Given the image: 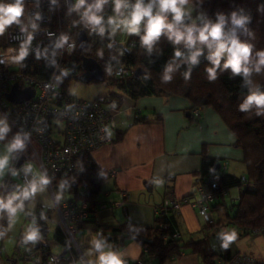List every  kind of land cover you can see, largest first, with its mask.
Masks as SVG:
<instances>
[{"label":"built area","instance_id":"obj_1","mask_svg":"<svg viewBox=\"0 0 264 264\" xmlns=\"http://www.w3.org/2000/svg\"><path fill=\"white\" fill-rule=\"evenodd\" d=\"M6 2L0 0V4L7 5ZM135 2L130 0L131 4ZM144 2L147 4L149 0ZM63 4L64 0H23V14L0 33L6 43L0 51V113L6 124L1 123L0 127L11 125L23 140V147L18 148L9 175L0 183V200L4 201L6 196H16V188L24 192L33 183L39 187L41 177L48 180L43 186L51 199L49 206H31V199L36 194L34 192L27 198L21 195L20 200L17 198L14 201L15 205L22 203L18 209L31 223L29 231H36L38 236L30 240L21 233L16 240L14 255L6 261L0 259V263L91 264L80 246L78 235L89 221L98 218L101 210L122 207L131 199V193L126 189L118 191V200L102 201L89 197L92 194L90 184L79 182L71 176L78 171L81 156L114 140L115 117L123 109L114 97L80 98L71 94L67 85H64L79 69L78 62L74 61L79 33L73 35L74 29L66 21ZM103 6L99 15L103 16L104 32L99 31V25L91 23L83 30L107 36L112 45L136 46L137 42L132 37L137 34H128L122 25L116 28L108 23L109 18L117 16L114 0H107ZM122 11L127 14L130 9ZM156 11L154 8V14ZM166 15L170 22L172 13ZM207 15L204 13L203 17ZM146 20L141 24L140 33L145 30ZM64 37L67 39L63 40ZM24 50L38 60L54 65L50 78L34 74L31 66L23 61L24 57L19 59ZM132 72V68L121 65L115 67L109 75L123 79ZM16 83L21 88H33L35 95L21 103L8 100L6 95ZM120 98L124 99L122 96ZM202 108L194 107L193 116L200 118ZM220 169H227V163L220 164ZM243 181L248 182L246 176H243ZM57 190H61V196H58ZM224 196L228 197L229 193L225 192ZM216 202L214 193L198 185L192 194L183 198L167 197L164 206L180 211L181 205H191L205 222V228L209 229L215 222ZM50 225L54 226V230L60 229L64 244L53 237L54 230L50 232ZM174 236L181 238L182 232L177 231ZM55 245L61 250L56 251ZM184 254L185 251L181 250L180 255L170 259L174 260ZM120 259L123 264H153L146 263L140 257L132 261L124 254H121ZM218 264L263 263L251 255L238 254L229 262L219 259Z\"/></svg>","mask_w":264,"mask_h":264},{"label":"trees","instance_id":"obj_2","mask_svg":"<svg viewBox=\"0 0 264 264\" xmlns=\"http://www.w3.org/2000/svg\"><path fill=\"white\" fill-rule=\"evenodd\" d=\"M13 3L15 0L6 2L7 5ZM77 3L73 0L72 6H69L67 0H64L63 4L66 21L73 26L72 33L75 36L86 29L89 22L85 13L97 0H85L80 7H77ZM103 9L104 6L97 14ZM204 9L209 10L206 17L200 15ZM92 11L95 12L96 9L93 7ZM233 13L238 17L248 18L243 26L233 24ZM173 15L172 13L171 20ZM220 16L225 18L226 35H233L232 30L235 29L234 34L241 42L252 45L251 56L245 64L249 68L247 74L243 69L234 73L231 67L224 68L226 54L217 67L209 59V53L212 51L209 48L201 60L197 59L192 63L189 57L195 51L194 46L189 47L185 41L175 43L174 38H169L167 31L162 33L149 49L142 43L144 30L132 37L137 42L136 46L112 45L107 36L87 32L91 46L85 50L79 45L76 47L74 61L78 62L79 69L74 76L82 72L83 56L90 54L105 70L102 81L108 80L109 85L117 87L132 98L151 94L182 95L192 102V109L200 106L214 107L236 134L237 145L244 151L243 161L247 167L245 176L248 182L243 181V176L229 173L226 169L214 170L219 161L204 155L198 184L216 195L214 208L223 206L227 209L231 227L241 228L247 234L264 229V106L253 103L248 109H241L249 95L264 93V64H259L260 58L257 55L258 52H264V0H213L209 4L198 2L195 13H185L181 27L193 24L196 28L203 27L207 21L216 23ZM5 46V38L0 34V51ZM177 50L182 53L180 57L176 56ZM23 61L31 66L34 74L44 78H50L55 69L53 64L38 60L31 54H26ZM121 65L132 68L133 72L123 79L109 75L115 67ZM169 67L172 68L171 72H168ZM210 67L216 68L215 79H209ZM138 70L141 71L139 75ZM166 75L171 78L166 80ZM70 78L64 85H68ZM142 119L145 118H139ZM6 127L13 128L11 125ZM122 135L120 132L118 138ZM16 150L18 148L14 149V152ZM78 163L79 169L71 175L72 178L89 183L92 187L89 197H96L107 178V173L101 169L92 153L81 156ZM232 188H238L240 194L229 203L224 193H229ZM7 198L8 196L4 198L5 202ZM10 215L7 208H0V236H4L10 224ZM95 229L99 233L102 247L112 245L118 248L125 239L135 238L142 246L140 258L146 263L163 264L172 256L180 255V251H185L186 248H192L193 252L198 253L204 264H218L219 259L229 262L233 258L232 251L223 245L219 249L212 248L205 236L199 239L187 238L182 233L181 238H176L175 233L182 232L180 211L165 207L164 204L159 207L152 226H141L127 221L107 227L99 224ZM53 237L59 243H65L60 229L54 230ZM260 262L264 264V261Z\"/></svg>","mask_w":264,"mask_h":264},{"label":"crops","instance_id":"obj_3","mask_svg":"<svg viewBox=\"0 0 264 264\" xmlns=\"http://www.w3.org/2000/svg\"><path fill=\"white\" fill-rule=\"evenodd\" d=\"M207 1L210 0H196L201 3ZM108 94H113L119 100L123 110L115 117L114 140L92 152L98 165L107 173L99 191L102 192L105 184V194L96 198L102 201L118 200V191L126 189L130 191L131 199L122 207L101 210L97 219L87 223L85 229L96 238L94 247L99 241V233L95 229L99 224L107 227L129 221L141 226H152L157 210L167 197L183 198L192 194L199 185L204 155L217 159L218 164L227 163L226 171L234 175H238V167L244 164V151L237 145L236 134L214 107L202 108L201 117L196 118L192 113V102L182 95L151 94L132 98L118 88L110 90ZM120 132L123 135L118 138ZM113 171L114 174L111 173ZM233 190L236 193L230 196L232 200L240 194L238 188H232L229 194ZM30 204L43 205L34 200ZM180 214L183 235L187 238H204L201 232L202 219L197 209L183 204ZM214 216V230L231 227L225 207L215 208ZM123 243L118 248L104 245L99 250L102 249L103 254L111 252L119 258L124 254L132 261L137 260L142 253L140 243L132 240ZM222 245L225 247V242L210 246L219 249ZM225 248L231 250L228 244ZM188 250L194 254L193 260H185ZM232 254L234 258L239 253L232 251ZM179 259L183 260L181 264H204L202 257L192 248L185 249L182 258L169 259L163 264H177Z\"/></svg>","mask_w":264,"mask_h":264},{"label":"clouds","instance_id":"obj_4","mask_svg":"<svg viewBox=\"0 0 264 264\" xmlns=\"http://www.w3.org/2000/svg\"><path fill=\"white\" fill-rule=\"evenodd\" d=\"M107 0H97L94 6H90L88 11L85 13L87 21L93 25H99V31L104 32L103 27V16L97 13L102 9L104 3ZM85 3V0H78L77 7H80ZM116 17L109 18L108 23L115 25L116 28L123 26L124 31L128 34H139L141 30V24L147 18L146 23H144L145 32L142 36V43L147 45L151 49L152 45L159 37L167 31L170 39L174 38L175 43L185 41L189 47L196 44L199 41L201 44H207L210 51L209 59L219 67L222 57L227 55V59L224 62L223 67L233 70L234 73H239L242 69L245 74L249 72V68L245 66L246 62L249 60L252 53V45L241 42L235 36V29H233V35L228 36L224 31L225 18L220 16L216 23L207 21L204 23L203 27H200L197 34V28L195 24L192 26L185 25L181 27L186 10L184 5L188 3V0H149V3L145 4L144 0H136L135 4H131L130 0H114ZM96 11L93 12L92 8ZM156 8L157 11L153 12ZM123 9H130L127 14L123 13ZM173 13L171 22H169L167 13ZM23 14V0H15L13 4H0V33H3L5 28L12 24L14 21H18L19 17ZM248 18L238 17L233 13L232 22L234 25L243 26ZM115 31V29H114ZM31 39V37H29ZM67 38L64 37L63 40ZM62 40V42H63ZM59 46V45H58ZM202 49H197L191 53L189 57L192 63L197 61V57L200 55ZM26 50L22 51L19 59H22L26 55ZM182 53L177 50L176 56L180 57ZM259 64H264V52H258ZM259 70V65L257 66ZM172 68L169 67L168 72H171ZM209 79L216 78V68H208ZM187 75V74H186ZM171 77L166 75L165 79H170ZM253 103L259 106H264V93H253L247 97L245 102L241 105L242 110L248 109ZM7 127L0 128V139L3 138L5 132H7ZM23 140L17 136L15 141L10 145L9 151L13 149L22 148ZM7 164V157L0 158V170H3ZM48 183L46 177H41L39 180V185H45ZM38 184L33 183L30 189H26L22 195L27 198L30 193L37 191ZM18 196H12L7 200V202L0 200V208H7L9 213L15 215L18 208L22 207L21 204L14 205V201ZM235 233L225 234V247H227L228 241L235 239ZM38 233L32 231L28 234L26 239L35 240L37 239ZM102 247L99 241L96 242V248L100 249ZM99 264H123L122 260L118 255L114 253L101 254L99 257Z\"/></svg>","mask_w":264,"mask_h":264},{"label":"rangeland","instance_id":"obj_5","mask_svg":"<svg viewBox=\"0 0 264 264\" xmlns=\"http://www.w3.org/2000/svg\"><path fill=\"white\" fill-rule=\"evenodd\" d=\"M75 2H78V0H74ZM211 1V0H210ZM210 1H207L205 3H208ZM196 0H188V3L184 5V8L186 10V13H195L196 9ZM204 12H201L200 15L203 16L204 13H208L209 10L204 9ZM194 46L195 51L197 49H202L200 55L197 57V59L201 60L205 54L207 49L209 48L208 45L201 44L199 41L196 42ZM68 85L66 86L67 90L71 92L73 95H77L80 98H93L99 96L101 99L105 98L106 96L113 97V94H108L110 90H116L117 87H114L113 85H109L108 80L104 81H91V82H85L78 78V76H73L69 79ZM106 95V96H105ZM3 123L6 124L5 119L3 118L2 114L0 113V124ZM7 126V125H6ZM1 128V127H0ZM7 132L4 133L3 138L0 139V158L7 157V164L3 168V170H0V183L2 184L4 178H6L11 169L12 165L14 163V155L16 151L14 152V149L12 151H9L10 145L15 141V139L18 136V132L9 127L7 128ZM244 163V162H243ZM240 163V164H243ZM244 165V166H243ZM240 168L238 167L237 173L240 176H243V173H247V167L244 163ZM246 168V170H245ZM245 175V174H244ZM105 184L104 189L102 192L98 193V195L103 196L105 194ZM23 191L19 188H16L14 190V194L18 196V199H21ZM236 193V190L232 191V194H229L227 197L228 202L230 203L232 201V195ZM58 196H61L62 192L61 190H57ZM11 198V197H10ZM9 199V196L8 198ZM40 201L44 206H49L51 204V199L48 196L47 190L43 185H40L37 188L36 194L34 198L31 199V201ZM15 205V204H14ZM101 212V211H100ZM99 212V214H100ZM31 225V223L26 219L25 214L20 210L17 209L15 215H10V224L4 234V236H0V242H1V248H0V259L3 261H6L9 257L13 256L16 251V240L17 237L23 233L28 236L30 233L28 227ZM202 234L205 237H208V241L210 245H221L225 242V234H231L235 233V239L228 241V246L233 252H237L239 254H248L253 256L254 258L264 261V229L259 232H253V233H247L245 234L244 231L241 228L236 227H219L214 230L213 225L207 229L205 228V222L202 220ZM51 233L54 230V226L50 225ZM88 232L87 229H85L80 235H78V240L80 242V246L82 247L86 257L91 262V264H99V257L101 254H103L102 249L99 250L96 247H94L95 243V235ZM211 234V235H209ZM135 241L139 243L135 238H127L125 239L126 244L129 241ZM124 241V243H125ZM123 243V244H124ZM56 251H60L61 248L59 246H54ZM189 249V248H186ZM99 250V251H98ZM98 253V254H96ZM121 253V252H120ZM193 253H191L188 250L187 256L185 257V260H193ZM179 258H182V256H178ZM184 257V256H183ZM177 264H181L183 262L182 259H179L176 261ZM3 264V263H0ZM201 264V263H200Z\"/></svg>","mask_w":264,"mask_h":264},{"label":"water","instance_id":"obj_6","mask_svg":"<svg viewBox=\"0 0 264 264\" xmlns=\"http://www.w3.org/2000/svg\"><path fill=\"white\" fill-rule=\"evenodd\" d=\"M67 3L69 6H72L73 0H67ZM201 26H197V30H199ZM78 44L79 47L82 50H85L90 45V40L87 36V33L82 30L78 34ZM82 69L83 73L79 76V78L83 81H101L104 78V70L102 66L99 64V62L90 57H84L82 62ZM141 74V71H137V75ZM35 95V90L31 87H25L21 88L18 83L14 84L12 86V89L7 93V99L15 102V103H21L24 102L30 98H32ZM220 164H217L214 167V170H219Z\"/></svg>","mask_w":264,"mask_h":264},{"label":"flooded vegetation","instance_id":"obj_7","mask_svg":"<svg viewBox=\"0 0 264 264\" xmlns=\"http://www.w3.org/2000/svg\"><path fill=\"white\" fill-rule=\"evenodd\" d=\"M90 46H91V44L89 45V47H90ZM89 47H88V48H89ZM88 48H87V49H88ZM84 57L94 58V57H93L92 55H90V54H85V55L83 56V58H84ZM94 59H95V58H94ZM82 62H83V60H82ZM99 64H100V63H99ZM100 65H101V64H100ZM102 68H103V67H102ZM103 70H104V68H103ZM81 71H83V69H82ZM104 74H105V70H104Z\"/></svg>","mask_w":264,"mask_h":264}]
</instances>
